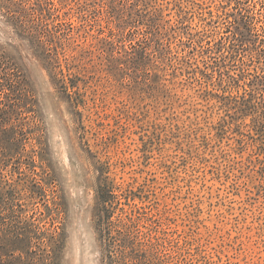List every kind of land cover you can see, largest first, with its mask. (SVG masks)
Segmentation results:
<instances>
[{
  "label": "rangeland",
  "instance_id": "obj_1",
  "mask_svg": "<svg viewBox=\"0 0 264 264\" xmlns=\"http://www.w3.org/2000/svg\"><path fill=\"white\" fill-rule=\"evenodd\" d=\"M0 264H264V0H0Z\"/></svg>",
  "mask_w": 264,
  "mask_h": 264
},
{
  "label": "trees",
  "instance_id": "obj_2",
  "mask_svg": "<svg viewBox=\"0 0 264 264\" xmlns=\"http://www.w3.org/2000/svg\"><path fill=\"white\" fill-rule=\"evenodd\" d=\"M110 218H107V220L104 222V219L103 218H100L99 220H98V224L99 225H104V223H105V226L103 227V230H104V232H106V234H107V237H108V241L109 240H112V238L114 237L113 235H112V226H113V221L110 219Z\"/></svg>",
  "mask_w": 264,
  "mask_h": 264
}]
</instances>
